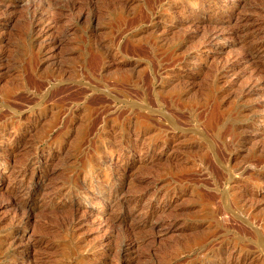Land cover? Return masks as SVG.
Instances as JSON below:
<instances>
[{
	"label": "rangeland",
	"instance_id": "374dc122",
	"mask_svg": "<svg viewBox=\"0 0 264 264\" xmlns=\"http://www.w3.org/2000/svg\"><path fill=\"white\" fill-rule=\"evenodd\" d=\"M142 2L0 0V264H264V0Z\"/></svg>",
	"mask_w": 264,
	"mask_h": 264
},
{
	"label": "bare ground",
	"instance_id": "6f19581e",
	"mask_svg": "<svg viewBox=\"0 0 264 264\" xmlns=\"http://www.w3.org/2000/svg\"><path fill=\"white\" fill-rule=\"evenodd\" d=\"M159 1H161V0H143V2H142L143 9L138 14L137 18L134 20V23L141 24V23L148 22L151 25L153 23V21L155 20V16H154V14L152 12L153 11V8L152 7L154 5H156V3H158ZM195 4L197 5V3H195ZM25 12H26L25 21H24L25 22L24 23L25 26H24V28L22 27L23 28L22 30H28L29 31V30H31V28L33 26L38 27L39 24H42V23H44L46 21L49 23L48 26L50 27V29H53L56 26V24H57V20L53 16L55 13L50 8H48L45 4L42 5V7H39V8H34L32 10H25ZM43 14L48 15L47 18H45V20H43ZM116 15H117V17H116L117 18V21H120L121 20L120 13H117ZM35 33L38 35V32L35 31ZM63 42H64V40L61 37H59V36H52L51 38H49V41H48L47 46L48 47L49 46L50 47H59ZM141 47H142V49H144L143 46H141ZM138 52H141V51L138 50ZM144 54H145V52H144ZM149 81H150V83H154L153 77H151L149 79ZM252 92H250V93H252ZM250 93H248V94H250ZM110 98H112L113 100H115L116 99V96L115 95H112V97H110ZM146 120L147 121H150V119H148V118ZM169 125L172 127L173 126V122H169ZM122 133H123V131H122ZM122 133H120L119 136L122 137ZM105 139L106 138H104L102 140H105ZM108 140H109V138H108ZM131 140H135V138H129V139L122 138L121 143L122 144H124V143L127 144V142H130ZM111 152H112V149H111L110 152L107 153V155L110 156L111 155ZM92 156L93 155H91V157ZM29 162H30V159L28 160V163ZM19 177L20 178L23 177L22 171L19 173ZM85 192L83 194H85ZM30 196H28V198H30ZM98 200H100V198ZM108 200H110V198H108ZM100 202L102 203V201H100ZM23 207H32V206H29L28 204H26ZM144 214L146 215V218L149 219L150 214H147V212H145ZM147 221L148 220L142 221L143 222L142 224H144L145 227L148 226V224H145V222H147ZM164 264H169V262L167 261Z\"/></svg>",
	"mask_w": 264,
	"mask_h": 264
}]
</instances>
